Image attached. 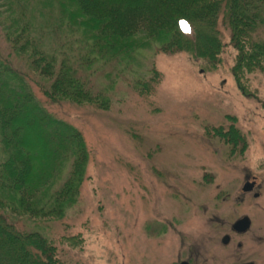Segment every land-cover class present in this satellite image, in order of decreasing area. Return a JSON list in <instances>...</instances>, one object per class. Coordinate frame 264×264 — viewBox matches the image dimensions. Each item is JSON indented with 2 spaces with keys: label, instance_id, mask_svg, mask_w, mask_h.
Here are the masks:
<instances>
[{
  "label": "trees",
  "instance_id": "obj_1",
  "mask_svg": "<svg viewBox=\"0 0 264 264\" xmlns=\"http://www.w3.org/2000/svg\"><path fill=\"white\" fill-rule=\"evenodd\" d=\"M223 31L236 52V85L253 96L249 76L264 78V0H0L7 50H0V264H66L60 248L81 251L84 243L43 227L51 230L77 204L90 153L75 127L45 110L19 68L49 101L108 109L116 81L132 79L139 97L160 83L148 60L146 76L133 72L143 65L139 53L185 52L211 68ZM18 218L34 228H18Z\"/></svg>",
  "mask_w": 264,
  "mask_h": 264
},
{
  "label": "rangeland",
  "instance_id": "obj_2",
  "mask_svg": "<svg viewBox=\"0 0 264 264\" xmlns=\"http://www.w3.org/2000/svg\"><path fill=\"white\" fill-rule=\"evenodd\" d=\"M223 40L211 68L185 52L139 53L143 65L133 72L146 76L148 60L160 83L139 97L132 79L116 81L108 109L49 101L35 76L19 68L45 110L75 127L90 153L77 204L51 230L43 227L49 233L42 229L82 236L81 251L60 248L66 264H170L181 247L196 252L214 237L211 214L228 222L250 214L234 196L242 169L264 177V78L249 76L253 96L243 95L232 75L236 52L227 31ZM0 50L7 52L1 34ZM235 130L244 141H232ZM257 214V223L264 221V212ZM14 223L34 228L32 221Z\"/></svg>",
  "mask_w": 264,
  "mask_h": 264
},
{
  "label": "flooded vegetation",
  "instance_id": "obj_3",
  "mask_svg": "<svg viewBox=\"0 0 264 264\" xmlns=\"http://www.w3.org/2000/svg\"><path fill=\"white\" fill-rule=\"evenodd\" d=\"M242 170L235 205L248 206L250 214L229 222L218 213L211 214L209 222L217 229L214 237L199 243L196 252L182 248L181 243L170 264H264V221L257 223L255 217L264 212V177L261 179L253 168Z\"/></svg>",
  "mask_w": 264,
  "mask_h": 264
},
{
  "label": "snow or ice",
  "instance_id": "obj_4",
  "mask_svg": "<svg viewBox=\"0 0 264 264\" xmlns=\"http://www.w3.org/2000/svg\"><path fill=\"white\" fill-rule=\"evenodd\" d=\"M180 27H181V30L185 33H189L191 31L189 25L183 20L180 21Z\"/></svg>",
  "mask_w": 264,
  "mask_h": 264
}]
</instances>
